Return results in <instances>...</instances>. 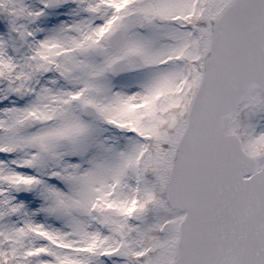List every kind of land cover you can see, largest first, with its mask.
Here are the masks:
<instances>
[{
	"label": "snow or ice",
	"instance_id": "6c2138e0",
	"mask_svg": "<svg viewBox=\"0 0 264 264\" xmlns=\"http://www.w3.org/2000/svg\"><path fill=\"white\" fill-rule=\"evenodd\" d=\"M0 264H264V0H0Z\"/></svg>",
	"mask_w": 264,
	"mask_h": 264
}]
</instances>
